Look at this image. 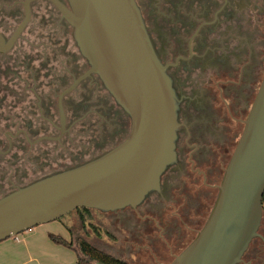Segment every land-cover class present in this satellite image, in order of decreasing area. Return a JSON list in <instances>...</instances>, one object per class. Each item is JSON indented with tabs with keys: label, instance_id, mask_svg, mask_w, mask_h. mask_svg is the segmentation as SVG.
Wrapping results in <instances>:
<instances>
[{
	"label": "flooded vegetation",
	"instance_id": "flooded-vegetation-1",
	"mask_svg": "<svg viewBox=\"0 0 264 264\" xmlns=\"http://www.w3.org/2000/svg\"><path fill=\"white\" fill-rule=\"evenodd\" d=\"M136 3L174 90L175 157L137 206L65 216L77 242L168 264L205 224L262 82L264 0ZM88 70L49 0H0V197L128 136L130 118ZM236 264H264V212Z\"/></svg>",
	"mask_w": 264,
	"mask_h": 264
},
{
	"label": "water",
	"instance_id": "water-1",
	"mask_svg": "<svg viewBox=\"0 0 264 264\" xmlns=\"http://www.w3.org/2000/svg\"><path fill=\"white\" fill-rule=\"evenodd\" d=\"M72 27L81 56L128 115L110 151L0 197V241L84 207H135L175 157L176 102L136 0H49ZM264 192V74L225 168L212 210L168 264H236L256 236Z\"/></svg>",
	"mask_w": 264,
	"mask_h": 264
},
{
	"label": "crops",
	"instance_id": "crops-1",
	"mask_svg": "<svg viewBox=\"0 0 264 264\" xmlns=\"http://www.w3.org/2000/svg\"><path fill=\"white\" fill-rule=\"evenodd\" d=\"M64 222L46 224L45 232L39 230L43 226L32 227L18 237L0 241V264H73L79 250L77 241L72 239L73 234L68 229L70 223ZM46 232L62 236L70 246L53 243Z\"/></svg>",
	"mask_w": 264,
	"mask_h": 264
},
{
	"label": "trees",
	"instance_id": "trees-1",
	"mask_svg": "<svg viewBox=\"0 0 264 264\" xmlns=\"http://www.w3.org/2000/svg\"><path fill=\"white\" fill-rule=\"evenodd\" d=\"M261 207L264 212V192L261 198ZM84 208V207H80ZM51 239L58 244H63L70 246L66 240L61 237L50 234ZM79 255L77 260L73 264H131L125 260H122L118 257L105 253L96 247L92 246L85 240L79 239L77 242Z\"/></svg>",
	"mask_w": 264,
	"mask_h": 264
},
{
	"label": "rangeland",
	"instance_id": "rangeland-1",
	"mask_svg": "<svg viewBox=\"0 0 264 264\" xmlns=\"http://www.w3.org/2000/svg\"><path fill=\"white\" fill-rule=\"evenodd\" d=\"M71 216H62L61 218H59V219H56V220H53V221H49V222H46V223H42V224H39V225H36V226H34V228L35 227H37V226H43L41 229H39V230H43L44 232H45V230H46V224H63V223H65L64 221H66V222H68L69 223V219L68 218H70ZM49 228V227H48ZM51 231V230H50ZM47 233V232H46ZM22 233H19V234H17V235H15V236H19V235H21ZM50 234H52V233H50V232H48L47 233V237L49 238V240H51L53 243H55L52 239H51V237H50ZM52 235H54V234H52ZM15 236H11V237H9V238H13V237H15ZM55 236H57V237H61L62 238V236H60V235H55ZM51 257H53V256H51ZM47 260H49L48 258H47ZM50 261V260H49ZM144 264V263H143ZM145 264H154L153 262H146Z\"/></svg>",
	"mask_w": 264,
	"mask_h": 264
}]
</instances>
